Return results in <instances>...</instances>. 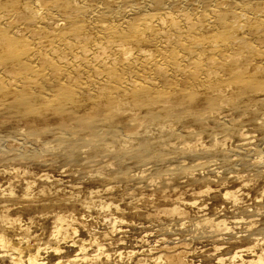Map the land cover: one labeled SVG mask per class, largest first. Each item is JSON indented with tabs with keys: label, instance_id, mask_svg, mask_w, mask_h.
I'll list each match as a JSON object with an SVG mask.
<instances>
[{
	"label": "bare ground",
	"instance_id": "obj_1",
	"mask_svg": "<svg viewBox=\"0 0 264 264\" xmlns=\"http://www.w3.org/2000/svg\"><path fill=\"white\" fill-rule=\"evenodd\" d=\"M0 264H264V0H0Z\"/></svg>",
	"mask_w": 264,
	"mask_h": 264
},
{
	"label": "rangeland",
	"instance_id": "obj_2",
	"mask_svg": "<svg viewBox=\"0 0 264 264\" xmlns=\"http://www.w3.org/2000/svg\"><path fill=\"white\" fill-rule=\"evenodd\" d=\"M193 234H195L194 236H195V239H196V243H194V245H192V247H191V249L192 250H194V253H195V251L197 252V251H202L204 248H206L207 246H204V244H205V242L203 241V239H201L200 237H197V236H201L202 234H201V232H197V233H193ZM156 235H152V238H151V236L149 237V239L150 240H152L153 239V241L157 238V236L155 237ZM155 237V238H154ZM152 241V242H153ZM153 243H155V242H153ZM124 246V245H123ZM113 251V250H112ZM206 261H209V259L208 258H205V260H203L202 259V262H206ZM198 262H201V260L200 261H198Z\"/></svg>",
	"mask_w": 264,
	"mask_h": 264
}]
</instances>
